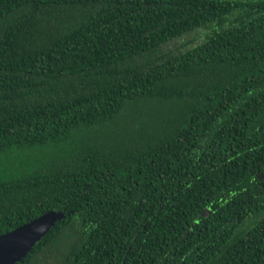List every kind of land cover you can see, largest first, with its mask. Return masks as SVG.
Listing matches in <instances>:
<instances>
[{
	"label": "trees",
	"instance_id": "obj_1",
	"mask_svg": "<svg viewBox=\"0 0 264 264\" xmlns=\"http://www.w3.org/2000/svg\"><path fill=\"white\" fill-rule=\"evenodd\" d=\"M264 0H0V235L16 264H264Z\"/></svg>",
	"mask_w": 264,
	"mask_h": 264
},
{
	"label": "water",
	"instance_id": "obj_2",
	"mask_svg": "<svg viewBox=\"0 0 264 264\" xmlns=\"http://www.w3.org/2000/svg\"><path fill=\"white\" fill-rule=\"evenodd\" d=\"M264 174H261L263 177ZM66 215L49 210L17 228L0 235V264H16L25 258L34 245L45 237Z\"/></svg>",
	"mask_w": 264,
	"mask_h": 264
}]
</instances>
